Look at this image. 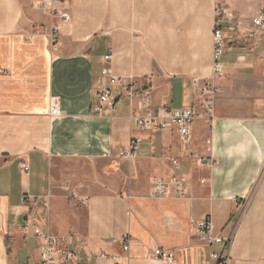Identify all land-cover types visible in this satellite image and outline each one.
<instances>
[{
	"label": "crops",
	"instance_id": "obj_1",
	"mask_svg": "<svg viewBox=\"0 0 264 264\" xmlns=\"http://www.w3.org/2000/svg\"><path fill=\"white\" fill-rule=\"evenodd\" d=\"M37 1L0 0V264L39 259L38 240L21 232L24 194L49 195L47 208L28 206V221L64 237L80 264H167L148 256L154 248L173 264H210L223 245L191 231L205 218L231 236L229 264H264V40L251 23L264 0H63L66 21ZM215 7L227 36L221 77L212 73ZM103 66L137 89L130 97L108 83L115 108L98 115ZM206 83L218 88L210 116ZM143 92L153 110L201 115L186 145L174 127H137L131 111ZM131 137L140 142L126 158ZM173 176L185 178V196L154 195V179Z\"/></svg>",
	"mask_w": 264,
	"mask_h": 264
},
{
	"label": "built area",
	"instance_id": "obj_2",
	"mask_svg": "<svg viewBox=\"0 0 264 264\" xmlns=\"http://www.w3.org/2000/svg\"><path fill=\"white\" fill-rule=\"evenodd\" d=\"M63 4V0H39L36 6L50 15L59 17L62 21H66L68 16L64 9L58 7ZM214 24L212 29V73L215 77H221L223 67L221 63V56L225 50L227 43V36L223 30V12L215 7L214 9ZM252 25L259 32L260 37L264 40V3L258 13L251 19ZM51 48H55L57 41L51 36ZM111 58V54L103 55L102 61L106 62ZM108 83L115 84L121 87L125 93L132 97L137 89V81L118 78L112 74L110 68L103 66L98 75V80L95 84L96 102L92 105V112L101 114L104 110H112L115 108L117 95L108 87ZM218 93V88L210 83H206L201 87L200 95L202 96V105L211 115V108L215 95ZM141 101L137 108L131 111V118L135 121L137 127L144 130H161L170 127L176 128L181 142L186 145L191 136V127L195 119L201 117L191 108L182 107L179 109L159 108L153 110L148 105L149 93L143 92ZM50 117L58 115V103L56 99H51ZM140 139L131 137L127 143L126 149L122 150L119 154L126 158H133L136 155V150ZM205 159H200L199 163L202 164ZM174 168H178V161L176 159L170 160ZM20 168L23 172H27L29 167L26 163H21ZM154 195L157 197L174 196L182 198L186 192V182L183 176H173L169 178H156L153 181ZM49 195L45 196H32L24 194L21 196V202L27 206L24 211V222L21 224V232L24 235L31 233L39 242V259L31 264H80L79 256L74 251L68 249L66 239L64 237H56L51 235L48 231H43L39 226H34L28 221V206H42L48 207ZM191 231L193 235L206 244L221 243L223 246L219 251H210L209 260L210 264H229V255L227 247L231 242V236L221 237L213 233V226L209 219L205 218L199 221H191ZM123 249H128V244L125 237L120 238ZM148 256L153 259H160L167 264H173L172 253L159 248L152 249ZM7 264H14L9 262ZM28 264V263H20Z\"/></svg>",
	"mask_w": 264,
	"mask_h": 264
}]
</instances>
